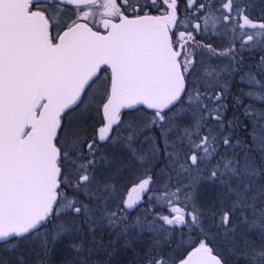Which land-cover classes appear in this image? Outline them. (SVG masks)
<instances>
[{"label": "snow or ice", "instance_id": "1", "mask_svg": "<svg viewBox=\"0 0 264 264\" xmlns=\"http://www.w3.org/2000/svg\"><path fill=\"white\" fill-rule=\"evenodd\" d=\"M160 2L164 5L158 9L160 14L152 15L148 9L157 0L143 5L140 0H0L3 251H15L21 240L33 236L40 238L42 253L47 256L52 243L66 238L78 254L77 264H90L92 251L98 246L95 234L99 228H121L118 235H124L134 226L126 222V214L150 191L152 177L141 179L127 198L114 203V186L97 174L99 164L107 159L98 156L97 141L82 136L71 118L65 120L73 106L87 107L98 101L105 121L98 129V140L124 142L143 163L154 160L160 152L157 139L145 135L153 128H159L168 166L183 171L220 155L221 147L232 148L233 155L225 152L209 176L212 183L218 181L220 185L212 195L210 215L214 226L237 246L247 264H264V188L259 196L249 195L257 179H264V109L244 106V116L252 122L249 136L254 147H244L243 157L237 159L235 149L244 142L237 138L233 144L232 140L242 122L234 117L228 121L226 132V105L221 103L228 81L221 85L220 71L208 66L199 75L189 51L191 42L207 59L230 57L226 71L239 74L240 83L248 85L242 95L264 102V57L255 71L251 67L244 71L243 58L239 57L241 50H250L257 45L258 37H264V22L250 19L243 0H219V7L211 0L207 4L186 0L189 11L183 19L177 11V0ZM210 22L213 33L218 25L226 37L231 33L229 46L222 51L195 40L194 33L209 32ZM246 28L259 31L248 34ZM217 87L221 90L216 91ZM140 104L153 110L150 118L122 119V109ZM193 105L201 115L194 125L183 129L178 141L170 142L169 133L180 128L177 121ZM236 106H241L239 97ZM208 121H214L215 127ZM141 136L147 148L135 147ZM185 142L191 154L181 162L175 149L177 143ZM253 152L260 154L259 162ZM186 187L191 189L193 185ZM180 191L177 188L158 194L169 208V215L160 219L166 225L200 227L203 233L205 211L194 203L191 211H185L196 193L186 192L185 207H181ZM153 199L150 195L149 200ZM143 223L137 217L135 226ZM149 229L155 231L152 225ZM253 229L257 230L259 244L248 238ZM203 234L205 239L179 264H223L212 255L206 243L209 237ZM86 242L93 248L86 249ZM152 247L153 253L144 257L147 264H168L169 258L158 250L159 242L154 241ZM0 264L10 262L0 257ZM16 264H26L22 252ZM40 264L46 261L42 259Z\"/></svg>", "mask_w": 264, "mask_h": 264}, {"label": "trees", "instance_id": "2", "mask_svg": "<svg viewBox=\"0 0 264 264\" xmlns=\"http://www.w3.org/2000/svg\"><path fill=\"white\" fill-rule=\"evenodd\" d=\"M78 112L79 111L77 107L73 111L68 113V116L65 117V120H67L69 116H72L75 113H76L75 115H77ZM229 115H230V118L228 120H232L235 117L238 121L244 120L246 122L247 129L243 135L241 133L242 135L241 138L245 137V143H244L243 149L244 147L253 148L254 145L252 144L251 139L249 138V135H248V131H247L249 130L248 127H250V124L252 123L251 120L249 118H246L244 116V113L239 112V110L232 109L231 112H229ZM101 117L102 115L100 113V115L98 116L99 118L98 120L97 119L95 120L94 118L93 120H90V123L88 124L89 126L85 125L83 128H79L78 130L80 134L82 136L90 132L91 133L94 132L96 134V127L94 128V122L96 121L95 123L100 124V121L102 120ZM77 123H78V120L77 122H74L73 124L77 125ZM237 130H238V127L235 129V132H238ZM173 140L175 141L174 137L171 141ZM112 144L113 143L111 141L107 143L105 142L102 144L98 143L97 146L104 145L105 148H109V149H106L105 151L102 150L100 155L109 157L108 159H114L116 157L121 158L122 152H116V149L114 148L116 145L112 147ZM120 150L122 149H119L118 151ZM163 150H164V146L162 142V167L164 166L165 158H166L163 155ZM175 150L179 152V150H177V147ZM239 152L244 153V150L243 152L242 151H239ZM116 153L121 154V155L117 156ZM187 153L188 152H186V154ZM102 167H103L102 164L98 166V173H97L101 179L105 178V174H103V172L105 171V169H108L104 167L103 168L104 171L99 172L100 168ZM121 167L124 168L125 172H122L121 175H119L118 177H114V178H117L115 179V181L117 182V185L115 186L117 187L121 186L122 183H120V180H122V177H124V175H128L131 173V175L134 176V179L136 180L137 178H139V174L142 172V171L137 172L135 170L136 167L133 164L129 168H125L124 164L123 166L121 165ZM165 167H166V170L169 172V174H171V176H175L171 179V181L175 179L173 187L177 186V188L179 189L181 188L185 190L190 189L186 187L187 185H190V184L192 185L193 177L190 174L173 175L174 173L172 172L173 171L172 167H171L172 170L169 169L170 167L168 168V166L166 165L164 166V168ZM111 169L112 167L110 166V171ZM108 173H109V169H108ZM179 175H181L182 177H179ZM188 177L190 178V181L186 182V178ZM110 178L112 179L113 177H110ZM127 183L128 182L125 183L126 188L123 190L124 192L129 186V184ZM218 188L212 191H207V189L205 188H200V190L197 192L194 189V187L191 188V190L196 193V199L193 201H190V203L186 207L183 203L184 205L183 207L188 209L194 203L197 206L201 207L202 210L205 211V217L203 218L202 227H203V233H207L209 237L206 243L212 247L213 251L216 252V254H218L224 260L226 264H245L246 260L244 258H238V255H240V252L237 250V247L232 246V248L231 247L227 248L228 244L226 243L224 244L225 248L223 249H225V251L227 252H230L235 257L236 261L232 262L231 259H229L228 255H225V253L218 250L216 245L217 244L222 245V243L213 242L212 237L209 235V234L213 235V232H216L215 236L222 233V230H219L214 226L215 221L212 219L210 215V209H211L210 201H211L213 193L216 192ZM175 190L173 189V191ZM258 205H259V201H258ZM150 207L152 208H149V207L146 208L149 212H151L149 213V216L143 215L140 218L148 219L152 222L158 221L159 224H162L160 217L166 214L162 213V209L158 206L157 207L150 206ZM150 209H152L153 212H156V214H154ZM133 219L134 218L129 219L130 221H128L127 223L129 224L131 220ZM136 219L137 217L135 218V220ZM120 232H121V228L109 229V228L102 227L101 229L97 230L95 234L97 245H99L98 243H101L102 247H106V249L108 250L102 251L103 254L101 255L93 252L90 257V264H147L144 257L146 253H149V254L153 253L154 250L152 246H153L154 241L159 242L160 247L158 250L162 251L166 255V257L172 260L171 264H177V262L182 260L194 247L198 246L201 240L205 239V236L201 232L200 227L189 228L187 225H166L165 227L164 226L162 228L160 227L158 230L152 233L143 232L138 237H136L137 236L135 234L136 231L128 230L127 233L120 236L117 243H114L113 236H115V234H118ZM257 237H258L257 233L255 234L251 233L250 237L248 238H250L251 240H255V242L258 243V241H256L258 240ZM125 239L129 240L127 241L129 243L128 246L123 245ZM69 245H70V240L66 238H62L60 241H56L52 243L50 245L51 251H49L47 256H44L45 257L44 258L43 256L37 255L35 248H32V253H28V250H25V249H19L15 251H3L2 250L3 245H2V242H0V257H2L3 259H9V258L12 259L16 256V254L22 252L24 259L28 264H40V261L42 259L46 261V264H77L79 257L77 253L70 248ZM87 246L89 247L92 245L86 242L85 248ZM102 255L104 256L102 257ZM10 264H16V262L15 263L11 262Z\"/></svg>", "mask_w": 264, "mask_h": 264}, {"label": "flooded vegetation", "instance_id": "3", "mask_svg": "<svg viewBox=\"0 0 264 264\" xmlns=\"http://www.w3.org/2000/svg\"><path fill=\"white\" fill-rule=\"evenodd\" d=\"M244 3L247 4V14L249 15L250 19H252L253 21L259 23V22H264V0H243ZM117 2L119 3V0H117ZM151 0H140V3L143 5L145 3H150ZM198 2H204V3H209V0H198ZM211 2L213 3V0H211ZM164 5L160 2V0H157V4L151 6L148 10L150 12V14H160V11L158 9H163ZM177 11L178 14L180 16L181 19H183L185 17V15L187 14V12L189 11L186 7V0H177ZM261 11V12H260ZM142 14V13H141ZM203 13H201L202 15ZM250 30H252V33H255L257 31H259L258 29H252V28H248ZM184 30L183 28H178L177 31H181ZM190 30V29H189ZM210 32V30H209ZM208 33H204V32H200V33H194L195 36V40L197 42H203V43H211L214 47L217 48L218 51H222L224 48H227L229 46V41H215V39L211 38V36H208ZM259 41H263L262 39H258V43L255 47H252L250 50H241L239 52V57L243 58V69L244 71H247L250 67L252 68L253 71H255V65H257L260 62L261 57H264V43H260ZM237 48L239 49V43H237ZM189 51L192 52V58L195 60L196 63V69H197V73L199 75H203V69L205 66H208L210 68H216L218 71H220L221 73V85L224 84V81L227 80L228 84H227V92H225L224 94V98L221 100V103L226 105V110L224 111V115H223V119H224V123H225V131H228V120L230 118L229 112H231V110H239V112H243L244 113V106L251 104L253 109L257 110V109H262L264 108V102H258L256 100H250L247 96L242 95V92L244 91H248V85L246 84H241L240 83V76L239 74L236 75H229L228 72L226 71V68L229 66V64L231 63V58L230 57H219V56H213V58L211 59H207L206 55L205 57L201 56V49L194 46L191 42H189ZM224 65L225 67L221 66ZM110 71V70H109ZM101 76V78H103L104 73L101 72L99 74ZM194 78V77H193ZM261 79H264V77H261ZM221 89L219 87L216 88V91H220ZM237 97H239L240 101H241V106L237 107L236 106V99ZM102 107V105H101ZM101 107H100V112H101ZM183 107L187 108V105H184ZM192 108H196L195 105L192 106ZM196 110V109H194ZM136 113H145L144 118L147 117L150 118L153 114V110L152 109H148L144 106H139L136 107L135 109H128L125 110L121 113L122 115V119L124 120H128L131 117H135L137 118V116L135 115ZM102 115V112H101ZM101 123L104 121L103 120V116L101 117ZM143 118V117H142ZM143 118V119H144ZM138 119V118H137ZM141 119V118H139ZM242 123L240 124V126L238 127V132H235V135L233 136V140L232 143H235V140L237 138L241 139L244 143H245V137L241 138V136L245 133L246 129H247V124L246 122L243 120L241 121ZM208 124L215 127V122L214 121H208ZM246 126V127H245ZM249 130L248 131V135L249 132L252 130V123L250 124V127H248ZM116 129V126L114 127V130ZM154 131H156V133L159 132V128H153ZM180 129H182V127L180 126ZM242 133V135H241ZM115 134V133H112ZM150 135H154L152 133V131L149 133ZM175 135V137H177L178 135H182V132H180L178 129H174L173 131H171L169 133L168 138L169 139H173L172 135ZM122 135L126 136L127 133L126 132H122ZM249 138L251 139V137L249 136ZM111 140H106L103 142H100L97 138V142L102 144L105 142H109ZM252 142V139H251ZM122 141L120 142H116L115 144L113 143V147L114 145H116L114 148L116 149L117 147L122 145ZM253 144V142H252ZM118 145V146H117ZM180 145L177 146V150H179V156L181 159V162L185 160V157H187L190 154V151H188V147H187V143H185V145H182L181 148H179ZM243 146L244 144L235 149V152L238 153L237 155V159H240L241 157H243L244 153H241L239 151L243 152ZM239 150V151H238ZM116 152H118L116 150ZM186 152H188L186 154ZM227 153L228 156H232L233 155V149L232 148H224L221 147L219 149V153L220 155H217L214 158L211 159H204L202 161H200L197 165L195 166H191L189 167L188 171H181L179 169V167H177L179 169V174H190L193 177V181H192V185L194 187V189L197 191L200 190V188H205L207 189V191H212L217 189H220V185L219 182L217 181L216 183H212L209 180V176L211 171L213 170V168L217 165L218 161H220L221 156L224 153ZM253 157L256 159L257 162H259L260 160V154L258 152H253ZM222 163V161H221ZM159 170L162 168V150L160 153V157H159ZM261 167H263V165H261ZM156 170H144L142 171L143 173H145L144 175H140L139 174V178H137L136 180L134 179V176L130 174H128L126 176V179L120 180L121 186L117 187V190L120 191L122 194H129V191L133 188L134 185L138 184L139 181L143 178H146L147 176H154L156 174L155 173ZM100 172V170H99ZM141 172V173H142ZM148 172V173H147ZM146 176V177H145ZM198 177L200 179H198ZM128 179V180H127ZM127 180V181H126ZM128 182L127 184H129L128 188L126 189V191L124 192L123 190L126 188L125 183ZM117 183V182H116ZM125 185V186H124ZM159 193H162V183L159 184V187L156 188L154 187V189H151L150 186V191L145 194L143 196V200L142 202H139L133 209L128 210L127 212V216H129L128 218H133V216L136 214V211H138L139 208L141 207H150L151 205H154L155 207H159L161 203H159ZM152 194V196L154 197L153 200H149V196ZM123 200L120 199V202H122Z\"/></svg>", "mask_w": 264, "mask_h": 264}, {"label": "rangeland", "instance_id": "4", "mask_svg": "<svg viewBox=\"0 0 264 264\" xmlns=\"http://www.w3.org/2000/svg\"><path fill=\"white\" fill-rule=\"evenodd\" d=\"M212 3V2H211ZM243 3H244V1H243ZM212 4H214V5H216V7H219V0H213V3ZM242 6H243V4H242ZM261 12V11H260ZM209 30H210V32H209V34H208V36H211V38L213 39H215V41H222V42H225V41H229L230 39H231V33H229L228 34V36L226 37L225 36V34H224V29H221L220 27H219V25L217 26V30H216V32L215 33H213L212 31H211V22H210V24H209ZM245 32H247L248 34H252V30H250V29H248V28H246L245 29ZM237 35H239V30H237ZM257 39H259V37L257 38ZM260 39H262L263 41H264V37H260ZM213 58V57H212ZM222 67H225L224 65H222L221 66V68ZM101 105L102 104H100L98 101L97 102H95V103H90V104H88L87 105V107L84 105V104H80L79 105V107H78V113H77V115H72V116H69L67 119H69V118H71V120H72V122L74 123V122H77V120H78V123H77V125L75 124H73V126L76 128V129H79V128H83L85 125L86 126H89L88 124L90 123V120H93L94 118H95V120L97 119H99L98 118V116L100 115V107H101ZM194 109H196V110H194ZM262 109H264V108H262ZM262 109H257V110H262ZM145 113H143V114H141V113H136L135 115L137 116V118L139 119V118H141V119H143L144 118V116H142V115H144ZM201 114H200V112L197 110V108H191V110H190V112H185L183 115H182V117L177 121L179 124H180V126L182 127V129H178L180 132H183V129L184 128H186V127H191L192 125H194V123H195V120L196 119H198L199 118V116H200ZM143 117V118H142ZM148 118V115H147V117L146 118H144V119H147ZM96 122V121H95ZM94 122V128L96 127V131H97V129L99 128V126H101L100 124H98V123H95ZM100 123H101V121H100ZM103 123V122H102ZM93 126V125H92ZM152 133L154 134L153 135V137H155L156 139H157V142H158V144H159V147H160V152L158 153V155H157V157L154 159V160H152V161H150V162H148V163H143L142 161H140L136 156H134L133 154H132V152H130L129 151V149L125 146V144H124V142L122 143V145L121 146H119V147H117L116 148V150L118 151L119 149H122V150H120V151H118V152H122V155L121 154H118V153H116V155L118 156V155H121V158H118V157H116V158H114V159H108L109 157H106V156H104V157H106L107 159H106V161H101V163L99 164V165H103V167L102 168H100V172H103L104 171V167H106V168H108L109 169V173H108V169H105V171L103 172V174H105V178H103V179H110L109 181L111 182V184L114 186V188H115V195H116V201L114 202V203H120V199H122V200H124L125 198H127V193L126 194H122L120 191H118L117 190V186H115V185H117V183H116V181H115V179H117V178H114V177H118L119 175H121V173L122 172H125V170H124V168L123 167H121V165L123 166V164H124V166H125V168H129L130 166H132V164L133 165H135V167H136V171L138 172H141V171H144V170H156L155 171V173L154 174H156V175H154V176H152V180H153V183L150 185L151 186V189L153 190L154 189V187H156V188H158L159 187V184H161L162 183V193H164L165 191H167V192H174L173 191V189L175 190L176 188H177V186H174L173 187V185H174V180L175 179H173L172 181H171V179L173 178V177H175V176H171V174H169V172L166 170V167L164 168V166L166 165V166H168V164H169V162H168V160H167V158H165V163H164V166L159 170V168H160V166L158 165V163H159V157H160V153H161V150H162V142H163V139L159 136V132L158 133H156V131H154V129H152ZM145 135H150L149 133H145ZM181 135H178L177 137H175V135L173 134L172 135V137H174V139H175V141H178V139H179V137H180ZM84 137H87V138H90V139H95L96 141H97V135L94 133V132H90V133H87L86 135H84ZM169 139V138H168ZM171 140L172 139H169V141L171 142ZM143 141V136H141V137H139L137 140H136V144H135V147H137V148H141V147H143V148H147L148 147V145L147 144H142L141 142ZM174 141V140H173ZM112 142V141H111ZM107 143V142H106ZM113 143V142H112ZM185 143H187V142H185ZM115 144V143H114ZM97 145H98V142H97ZM178 145H180L179 143H177V146ZM98 147V149H99V152H98V156H101L100 155V153L102 152V150L103 151H105L106 149H109V148H105L104 147V145L103 146H97ZM112 147H113V144H112ZM182 147V145H180L179 146V148H181ZM104 148V149H103ZM114 151V150H113ZM115 152V151H114ZM191 154V153H190ZM189 154V155H190ZM253 154V153H252ZM182 162H184V161H182ZM110 166L112 167V169H111V171H110ZM170 167V168H169ZM264 167V166H263ZM168 168L169 169H171V166H168ZM172 169H173V175H175V174H179L180 172H179V169L177 168V167H175V168H173L172 167ZM171 169V170H172ZM181 170V169H180ZM181 171H183V170H181ZM136 172V173H137ZM148 173V172H147ZM145 173H140V175H144ZM126 176L127 175H124V177H123V180H125V178H126ZM262 176H264V173H262ZM110 177H113L112 179L110 178ZM146 177V176H145ZM179 177H182L181 175H179ZM190 181V178L188 177V178H186V182H189ZM190 184V183H189ZM263 185L264 184V179H260V178H258L257 179V182L255 183V185L254 186H256V185ZM258 187V186H257ZM181 189V188H180ZM262 188H260L259 189V191L257 192V193H259L260 192V190H261ZM190 191H192L191 189H189V190H185V189H181V191H180V193H179V200H180V205L179 206H181V207H183L184 205H185V200H184V197H185V193L186 192H190ZM218 191V190H217ZM256 193L254 192L251 196H254ZM257 195V194H256ZM255 195V196H256ZM151 196H152V194H151ZM257 196H259V195H257ZM157 198H159V203H161L160 204V208L162 209V213H164V214H166V215H169V208H168V206L166 205V203H165V201L163 200V198L159 195V197H157ZM183 203H184V205H183ZM190 202H188V204H189ZM187 204V205H188ZM166 205V206H165ZM151 206H153V207H155L154 205H151ZM147 207H141V208H139L138 209V211H136V214L133 216V220H131V222L129 223V224H131V225H134L133 227H130L128 230H134V231H136V237H138L139 235H141V233H143V232H149V233H152V232H154V231H152V230H150L149 229V225H152L154 228H155V231L156 230H158L160 227L162 228L163 226L165 227L166 226V224H164L163 223V220H161L162 221V224H159V222L158 221H156V222H152V221H150V220H148V219H142V218H140L141 216H149V213H151V212H149L147 209H146ZM149 208H152V207H149ZM152 212H153V210L152 209H150ZM192 210V207H189L188 209H186L185 208V211L186 212H189V211H191ZM251 211V210H250ZM154 214H156V212H153ZM164 216V215H163ZM129 216H127V221L126 222H128V221H130L129 219L130 218H128ZM136 217H139L140 218V220L141 221H143L144 223L141 225V226H135V218ZM250 219H255V217H252V216H250ZM215 223V222H214ZM244 227H247L246 225L244 226ZM102 228V227H101ZM101 228H99V229H101ZM162 230V229H161ZM41 232H43L44 231V229H41L40 230ZM128 232V231H127ZM251 233H257V230L256 229H253L252 231H250L249 233H248V237H250V234ZM119 234V233H118ZM118 234H115V236H113L114 237V243H117V241H118V239L120 238V236L121 235H118ZM211 237H212V241L213 242H215V243H219V242H221L222 243V245H216L217 246V248H218V250L219 251H221V252H223V253H225V255H228L229 256V259H231V261L232 262H234V261H236L235 260V257L230 253V252H227V251H225V249H223V248H225V246H224V244L226 243V244H228V246H227V248H232V246H235V245H233L232 243H230L223 235H222V233L221 234H219V235H217V236H215L216 235V232H213V235L212 234H209ZM258 238V240H256V241H258V243H256V244H259L260 243V240H259V236L257 237ZM129 239V238H128ZM127 241H129V240H126L125 239V241H124V243H123V245L124 246H128V242ZM253 241H255V240H253ZM99 245L98 246H96L94 249H93V251H92V253L93 252H95V253H97V254H99V255H101V254H103V252L102 251H106V250H108V249H106V247H102V244L101 243H98ZM91 245V244H90ZM235 247H237V246H235ZM32 248H35L36 249V253H37V255H39V256H43L44 257V255H43V253H42V250H41V247H40V238H38V237H33V236H29V237H27L26 239H23V240H21L20 242H19V246H18V248L16 249V250H19V249H25V250H28V253H32ZM88 248H93V246H87L86 247V249H88ZM104 248V249H103ZM19 254V253H18ZM18 254H16V256L14 257V258H9V259H4V260H6V261H9L10 263L11 262H13V263H15L16 261H17V256H18ZM78 255V254H77ZM81 256L82 255H86V253H81L80 254ZM104 255H102V257H103ZM110 256V255H109ZM38 257V256H37ZM234 257V258H233ZM45 258V257H44ZM238 258H243L242 256H240V255H238ZM171 262H172V260L171 259H168V264H171ZM179 263V261L177 262V264ZM26 264H28L27 262H26ZM245 264H247V261H245Z\"/></svg>", "mask_w": 264, "mask_h": 264}, {"label": "water", "instance_id": "5", "mask_svg": "<svg viewBox=\"0 0 264 264\" xmlns=\"http://www.w3.org/2000/svg\"><path fill=\"white\" fill-rule=\"evenodd\" d=\"M152 15H159V14H152ZM139 106H144V107L148 108L147 105L140 104V105H135L133 109H135L136 107H139ZM73 107H74V106H73ZM148 109H149V108H148ZM125 110H128V109H122V110H121V113H122L123 111H125ZM101 111H102V116H103V118H104L102 108H101ZM104 122H105V121H104ZM103 124H104V123H103ZM103 124H102L101 126H99V128L102 127ZM115 126H116V125H114L113 128H114ZM99 128H98V129H99ZM98 129H97V138H98V135H99V134H98ZM100 142H102V141H100ZM132 195L135 196L136 193H133ZM198 246H199V245H198ZM198 246H196V247H198ZM208 246H209V245H208ZM209 247H210V246H209ZM194 248H195V247H194ZM210 248H211V247H210ZM192 250H193V249H192ZM192 250H191V251H192ZM191 251H190V252H191ZM187 255H188V254H187ZM187 255H186L183 259H185V258L187 257ZM212 255L218 256V255H216L213 251H212ZM218 257H219V256H218ZM219 258H220V257H219ZM220 259H221V258H220ZM221 261L223 262L222 259H221ZM178 264H179V263H178ZM223 264H225V263L223 262Z\"/></svg>", "mask_w": 264, "mask_h": 264}, {"label": "bare ground", "instance_id": "6", "mask_svg": "<svg viewBox=\"0 0 264 264\" xmlns=\"http://www.w3.org/2000/svg\"><path fill=\"white\" fill-rule=\"evenodd\" d=\"M257 186H258V187H257ZM260 188H264V184H263V185L261 184V185H256V186H254V187H253V191L250 192L249 195L251 196L254 192H255L257 195H259L260 192H259V193H257V192L259 191ZM256 194H255V195H256ZM255 195H254V196H255ZM257 195H256V196H257ZM209 246H210V245H209ZM210 247H211V246H210ZM211 249H212V247H211ZM212 251H213V249H212ZM213 252H214V251H213ZM214 253L216 254V252H214ZM216 255H218V254H216ZM218 256H219V255H218ZM219 257H220V256H219ZM220 258H221V257H220ZM221 259H222V258H221ZM222 260H223V259H222ZM223 262H224V260H223ZM224 263H225V262H224ZM225 264H226V263H225Z\"/></svg>", "mask_w": 264, "mask_h": 264}]
</instances>
